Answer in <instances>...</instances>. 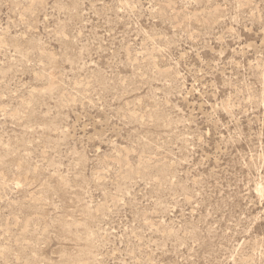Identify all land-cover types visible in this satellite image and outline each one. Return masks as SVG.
Masks as SVG:
<instances>
[{
    "label": "rangeland",
    "instance_id": "374dc122",
    "mask_svg": "<svg viewBox=\"0 0 264 264\" xmlns=\"http://www.w3.org/2000/svg\"><path fill=\"white\" fill-rule=\"evenodd\" d=\"M0 264H264V0H0Z\"/></svg>",
    "mask_w": 264,
    "mask_h": 264
}]
</instances>
